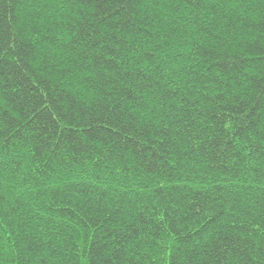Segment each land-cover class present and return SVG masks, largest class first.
<instances>
[{"label":"trees","instance_id":"obj_1","mask_svg":"<svg viewBox=\"0 0 264 264\" xmlns=\"http://www.w3.org/2000/svg\"><path fill=\"white\" fill-rule=\"evenodd\" d=\"M0 264H264V0H0Z\"/></svg>","mask_w":264,"mask_h":264}]
</instances>
